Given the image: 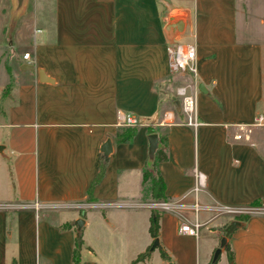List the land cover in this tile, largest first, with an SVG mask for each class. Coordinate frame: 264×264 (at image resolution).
Listing matches in <instances>:
<instances>
[{"label":"crops","instance_id":"0c3cea01","mask_svg":"<svg viewBox=\"0 0 264 264\" xmlns=\"http://www.w3.org/2000/svg\"><path fill=\"white\" fill-rule=\"evenodd\" d=\"M9 10L0 6L12 51L8 60L0 54L10 80L5 95L0 86V264H72L79 218L78 264H129L146 252L147 127L157 140L165 135L158 171L165 201L177 207L157 211L159 250L137 264H208L235 219L218 207L264 199V129L235 141L232 126L264 115V0H28L10 31ZM172 16L184 23L173 42L195 49L194 130L173 105L174 88L193 77L170 72L163 28ZM118 111L137 123L128 143L114 142ZM101 161L89 202L99 206L72 208L86 202ZM194 173L204 177L196 189ZM180 219L198 224L196 238L177 234ZM242 223L226 241L233 264H264V213Z\"/></svg>","mask_w":264,"mask_h":264},{"label":"built area","instance_id":"2783aa9c","mask_svg":"<svg viewBox=\"0 0 264 264\" xmlns=\"http://www.w3.org/2000/svg\"><path fill=\"white\" fill-rule=\"evenodd\" d=\"M21 59L26 61L28 60V54L24 53L21 56ZM168 60H169V68L172 74H187L193 77L191 82H186L183 84H179L174 88V97L179 99V110L180 115L183 117L184 125L191 128L196 129L201 125L200 122H197L196 117V106H195V95H196V82L194 77L196 76V66H195V49L191 44H183L179 45L174 43L173 45H169L168 47ZM116 124L118 126L124 127H134L137 126L136 121L121 112H116ZM236 129L235 135H233V139L235 141L244 140L247 141L248 137L254 128H264V115H257L254 117L251 123L249 124H235L232 125ZM195 178V189L197 187H201L204 181V177L200 173H194ZM92 203V202H90ZM89 202L78 203L71 205L72 208L77 209L79 211L85 210L90 207H98L99 205H90ZM177 206L166 202L159 201L153 202L149 205V208L155 211H165V212H174ZM193 210L196 211V206L193 207ZM218 211L222 213H227L234 217L243 216V215H252L264 213V206L261 207H218ZM176 232L179 235L188 236L196 238L198 234V224L196 222H187L183 219L178 220L176 225Z\"/></svg>","mask_w":264,"mask_h":264},{"label":"trees","instance_id":"16d2710c","mask_svg":"<svg viewBox=\"0 0 264 264\" xmlns=\"http://www.w3.org/2000/svg\"><path fill=\"white\" fill-rule=\"evenodd\" d=\"M8 88H9V85H7L4 88L2 95H5L7 93ZM173 100H175V97L173 98ZM136 127L137 126H134V127L121 126L118 129V132L116 133L114 137V142L117 144L130 142L132 137L134 136ZM146 131H147V134L155 133V131L150 127H147ZM158 141L160 144L154 153L153 161L150 164L145 163L144 168L141 172L140 185L142 188H144V186L147 187L146 192L148 193L149 200L152 202H159V201L166 200L164 196V184H163L162 178L158 171L159 164L167 160V155L165 153V141L166 140H165V135L163 133L158 134ZM104 168H105V164L102 163L101 161L98 172L96 176L94 177V179L90 182L89 187L87 189V192H86L87 202L93 201L91 197V191H92V188L101 180L104 174ZM250 206L251 207H261L264 205H261L260 201H254L252 204H250ZM158 217H159V213L155 210H151L150 216H149V225H148V234L151 238V243L148 249L146 250V252L137 255L129 264H137L139 262L144 261L147 258L150 252L149 248L151 244L153 243L154 240L157 239ZM248 217H249L248 215H243V216H237L235 217V219L241 222H245L248 219ZM63 228H67V226L65 225ZM81 244L82 243H81L80 237L74 240L73 249L71 252V263L72 264H78L79 262V253L81 249ZM156 249L159 250V247H157ZM226 250H227L226 252H227L228 263L233 264L232 253L229 251L228 246ZM159 253H160V256H163L161 252ZM11 264H13V262H11Z\"/></svg>","mask_w":264,"mask_h":264},{"label":"water","instance_id":"95a60500","mask_svg":"<svg viewBox=\"0 0 264 264\" xmlns=\"http://www.w3.org/2000/svg\"><path fill=\"white\" fill-rule=\"evenodd\" d=\"M27 1L28 0H9V4H10L9 20H8L9 31L14 27L16 20L21 15H23L25 7L27 5ZM183 29H184V23H183V20L181 17L172 16L168 19L167 23L165 24V26L163 28V34H164V37H165V39L169 45H173L175 43V42H173V38L177 35L182 34ZM24 68H26V70H29V71L31 70V68L29 66H26ZM37 75H38V81L39 82H46L47 81V79L43 76L42 71L39 70ZM197 90L201 93H205L204 89L202 88V85H198ZM173 105L175 107V110L180 113L178 100H175L173 102ZM146 139H147V144H148L146 163L150 164L153 161L154 153H155L156 149L158 148L159 143L157 140V136L154 133L149 134L146 137ZM99 152L101 154V157L103 158V161L105 162L107 159V156L111 152L110 140L107 139L106 141H104V143H102V145L99 148ZM260 203H261V205H264V199L261 200ZM82 224H83V221L81 218L74 221L75 238L80 237V229L82 227ZM242 226H243V223L241 221L234 219V220L229 221L221 229L222 236L219 238L217 247L213 250L210 261L208 264H215L216 263V260L218 259L220 251L221 250L226 251V248H227V242L226 241L229 238V236L231 235V233L234 230L241 228ZM157 247H158V241L156 239L151 244L149 251L151 252L154 249H156Z\"/></svg>","mask_w":264,"mask_h":264},{"label":"rangeland","instance_id":"374dc122","mask_svg":"<svg viewBox=\"0 0 264 264\" xmlns=\"http://www.w3.org/2000/svg\"><path fill=\"white\" fill-rule=\"evenodd\" d=\"M2 5H4V6H6V8H7V6H9V0H0V6H2ZM22 19V18H21ZM19 23H21V20H20V22ZM19 25V24H18ZM5 33H1L0 34V54H3L4 55V59H6L7 58V60H8V58L10 57V54L12 53V51H11V49L9 48V40L5 37ZM14 39H15V37H14ZM11 40V39H10ZM185 42H191L190 40H181V41H178V42H176L177 44H179V45H183ZM15 52H16V54H18L19 56H20V54H21V50L20 49H16L15 50ZM1 56V55H0ZM7 61L5 62L4 61V63H3V61H0V86H2V88L3 87H6L7 85H9L10 84V80L8 79V77H9V73L8 72H6L7 71ZM4 65H5V68H4ZM6 70V71H5ZM8 76V77H7ZM199 94V92L197 91V95ZM175 99H179V98H177V97H175ZM4 100V99H3ZM3 102H7V100L5 99ZM196 117H197V122H200V119L198 118V115H197V111H196ZM3 118V111H2V109H0V120ZM264 129V128H263ZM260 137L264 140V132H262L261 134H260ZM1 152V151H0ZM261 153L262 154H264V151L263 150H261ZM147 187L146 186H144V188H142V192H144V196H148V193L146 192L147 191V189H146ZM146 189V190H145ZM150 201V200H149ZM87 202V201H86ZM151 210L152 209H148V211H149V216H150V212H151ZM62 213H78L77 211H74V210H64V211H61ZM84 213V212H83ZM82 213V214H83ZM228 216H231V215H228ZM82 243V242H81ZM81 248H83V246H82V244H81ZM81 250V249H80ZM222 257V255L220 256L219 255V257H218V259L216 260V263L215 264H221L222 263V260H223V258H221ZM222 259V260H221Z\"/></svg>","mask_w":264,"mask_h":264}]
</instances>
